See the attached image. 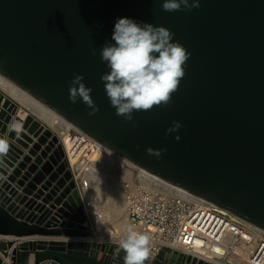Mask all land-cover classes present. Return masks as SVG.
Returning <instances> with one entry per match:
<instances>
[{
	"label": "water",
	"instance_id": "95a60500",
	"mask_svg": "<svg viewBox=\"0 0 264 264\" xmlns=\"http://www.w3.org/2000/svg\"><path fill=\"white\" fill-rule=\"evenodd\" d=\"M163 2L0 0V77L108 150L264 230V0H199L174 12ZM125 17L166 27L191 53L171 104L134 112L131 122L115 114L100 79L109 71L100 50ZM76 74L92 88L94 115L69 100ZM20 110L0 90V138L10 143L0 158V235L70 239H0V251L8 257L12 248V264L31 253L34 264H123L118 244L90 238V202L57 135L29 111L14 118L20 132L10 131ZM173 121L182 127L166 135ZM149 147L166 151L157 158ZM145 264L215 263L164 247Z\"/></svg>",
	"mask_w": 264,
	"mask_h": 264
},
{
	"label": "clouds",
	"instance_id": "9594fccd",
	"mask_svg": "<svg viewBox=\"0 0 264 264\" xmlns=\"http://www.w3.org/2000/svg\"><path fill=\"white\" fill-rule=\"evenodd\" d=\"M199 7V0H164L162 10L166 12L191 10ZM174 33L163 26L138 23L129 18H119L115 23L112 40L100 50L102 62L109 71L102 74L106 95L115 114L126 121H133L134 112L150 111L154 107H166L172 102L180 81L185 75V65L191 53L179 42H173ZM92 55H96L93 48ZM83 76L74 75L69 84V100L75 104L81 100L91 111H99L91 97L92 88L83 82ZM182 125L173 121L166 135L176 133ZM10 131L20 132L19 125H11ZM175 139L179 140L177 135ZM10 143L0 138V158L6 156ZM166 149L147 148L149 156L159 158ZM148 235L137 232L133 227L124 229L118 240L123 251V264H145L149 255Z\"/></svg>",
	"mask_w": 264,
	"mask_h": 264
},
{
	"label": "built area",
	"instance_id": "2783aa9c",
	"mask_svg": "<svg viewBox=\"0 0 264 264\" xmlns=\"http://www.w3.org/2000/svg\"><path fill=\"white\" fill-rule=\"evenodd\" d=\"M72 126L77 133L70 148L64 150L68 167L77 179L76 162L71 163V158H78L92 138ZM89 150L92 149L85 154ZM84 160L87 163L88 158ZM124 171L128 176L122 183L127 189L126 220L128 226L149 236L150 261L168 247L184 253L199 250L221 264H264L263 229L152 173L135 178ZM213 246L221 248L224 254L212 251Z\"/></svg>",
	"mask_w": 264,
	"mask_h": 264
},
{
	"label": "rangeland",
	"instance_id": "374dc122",
	"mask_svg": "<svg viewBox=\"0 0 264 264\" xmlns=\"http://www.w3.org/2000/svg\"><path fill=\"white\" fill-rule=\"evenodd\" d=\"M13 93L15 95L14 91H13ZM16 97L18 98L20 96L18 95ZM20 99L23 100L22 97H20ZM30 109H32V108H30ZM34 112L37 113L36 111H34ZM55 133L58 136H60V135L62 136V134H60L58 131H56ZM74 137H75V135H71L72 140L74 139ZM61 138H62V143H63V141H65L66 139H64L63 137H61ZM92 143L93 142H91V141H87L86 145L84 146L83 152H82L84 155L85 152L88 151V149H92V150H89V152L87 154H85L86 158H89L88 161L91 162L90 164L92 166V169L90 172H87V171L82 172V168H84V166H83L81 169H78L80 171V173H79V175L77 174V176L79 179L82 180V187L84 186L83 188H84L85 197H87V196L89 197L91 195L95 196V198L93 200V206H94V208H96V210H97L96 212L100 213V214L102 213V215L104 217L103 222L102 221L100 222V220H98V217L94 219V222L92 223L93 230H92V233L90 235V238H92L93 240H97V239L104 240L105 239L104 240L105 242H110V240H115L114 236H116V235L110 233L109 234L110 236L108 235L109 236L108 237L107 235L103 234L102 232L104 231L105 225L108 228H111V226H112L111 224H113V222H114V220H112L111 215L114 214L113 209L117 207L115 205V203H116L115 201L118 200L119 196L121 197V182L123 183L124 178L125 179L127 178V173L124 170L126 169L128 172L129 169H127V167L129 168V166H131L130 169H132L133 171L137 170V173L144 175V176H147V175L144 174L145 172L142 168L138 167L137 165H135L131 161H129L123 157H119L118 155L112 154L106 150V157L108 158L109 161H111V162H108V163H111L110 165H108V163L102 159V157H101L102 154L100 153V151L97 150V145L92 144ZM94 165H96L97 170L95 169ZM128 173L131 174L132 176H135V173H133V172L132 173L128 172ZM91 176H93V177H91ZM84 183H86V186ZM90 183L92 185H90ZM91 187H93V188H91ZM90 188L92 189V191ZM89 191L92 193L90 194ZM87 200H88V198H87ZM93 206H91L89 208H93ZM123 215L125 216V210H124V212H122L120 214V217H122ZM106 236L108 237V239H106L107 238Z\"/></svg>",
	"mask_w": 264,
	"mask_h": 264
},
{
	"label": "bare ground",
	"instance_id": "6f19581e",
	"mask_svg": "<svg viewBox=\"0 0 264 264\" xmlns=\"http://www.w3.org/2000/svg\"><path fill=\"white\" fill-rule=\"evenodd\" d=\"M0 79H2L4 81V84L8 85L14 92H16L17 95H19L20 97H22L23 98V102L26 105H28L29 108H32V109H28V108L25 107L27 109L26 111H21L20 110L19 111L20 114L18 113L19 116H21L22 118H24L25 115H27L26 112L29 111L30 113H32L33 115H35L37 117V119L40 120V122H42L45 126H47L51 131L53 130L52 132L54 134H56L55 133L56 131H58L60 134H62V136L61 135L58 136L57 134L56 135H57L58 139L60 140L61 144H62V138L61 137H63L64 139H66L65 141H63L64 144H62V145H64L63 148L65 147L66 149H69L70 148V143L72 141L71 135H75L77 133L75 131V128L72 126V124L69 123L63 117H61L59 114L55 113L54 111L48 109L46 106H44L43 104H41L40 102H38L36 99H34L28 93H26L24 90H22L19 87L13 85L12 83H9L7 80L3 79L2 77H0ZM21 107H24V106L21 105ZM34 111H36L37 113H35ZM89 141L93 142L92 144H96L97 145V150H99L100 153L102 154L101 157H102L103 160H105L107 163L108 162H111L106 157V150L107 149L106 150L103 149L102 146L98 142H96L95 140H93V139H90ZM101 149H103L104 151L101 152ZM107 151H109L112 154L118 155V154H116V153H114V152H112L110 150H107ZM82 156H83V153L80 154L78 156V158H76V159L71 158V163H75L76 162V165L74 166L75 170L82 168L83 165L81 164V162L84 161V159H86V156H84V159L80 160V158ZM118 156L119 157H122L120 155H118ZM88 162L91 163L90 161H87V163ZM110 164L111 163H108V165H110ZM94 167L97 170L96 165H94ZM130 168H131V166H129V168L127 167V169H129L128 172L135 173V178H137L138 176L139 177H145L144 175H141V174L137 173V170L136 171H133ZM144 172H145L144 174H146L147 176H149V174H151V173H149L146 170H144ZM91 177H93V176H91ZM77 179H78V176H77ZM124 180H125V178H124ZM90 185H92V184L90 183ZM91 188H93V187H91ZM91 191H92V189H91ZM126 191H127V189L124 188V184H122V182H121V197L119 196L118 197V200L115 201L116 202L115 205L117 207L113 209L114 214L111 215L112 220H114V222H113V224H111L112 225L111 228H108L105 225L104 231L102 232L103 234H105L107 236L110 233L116 235V236H114L115 237L114 238L115 240H110V242H105L104 241L105 239L104 240L97 239L96 242H98V243H108V244L109 243L118 244L117 242L121 238L124 229H126L128 227V223H127V220H126V215L125 216L123 215L122 217H120V214L122 212H124L125 207H126V197H125L126 194H127ZM89 193L91 194L92 192L89 191ZM87 198H88V201L90 202V205L87 207V213H88V217H89V220H90V225L92 226V223L94 222V219L97 218V217H98V220H100V222L101 221L103 222L104 221V217H103L102 213L101 214L100 213H97L96 212L97 211L96 208H94V206H93V200H94L95 196L94 195H91L89 197L87 196ZM91 206H93V208H89ZM108 237L106 239H108ZM186 254L191 255V256L198 257V258L203 259V260H206V261H208L210 263L221 264L220 261L215 260L209 254H207L205 252H202V251H199V250H194V251H191V252H187Z\"/></svg>",
	"mask_w": 264,
	"mask_h": 264
},
{
	"label": "crops",
	"instance_id": "0c3cea01",
	"mask_svg": "<svg viewBox=\"0 0 264 264\" xmlns=\"http://www.w3.org/2000/svg\"><path fill=\"white\" fill-rule=\"evenodd\" d=\"M0 90L4 91L8 96H10L12 99H14L15 101H17L18 103H20V105L30 109L24 102L22 99H20V97H16L18 96L15 92V95L13 93V90L6 84H4V81L2 79H0ZM19 113V112H18ZM20 114V113H19ZM19 114H15L13 117H12V120L11 122L8 124V128L10 129V126L11 125H19V123H16V121L14 120V118L16 117V115H19ZM4 138L8 139V136H7V133L4 134ZM26 151V150H25ZM0 239H3V240H13V241H16V243L14 244V246L19 242V241H24V240H40V239H45V240H50V239H65L66 241H68L70 238H56V237H43V236H31V237H23V238H16V237H13V236H2L0 235ZM13 246V247H14ZM11 250H8L9 251V255L8 257H5L3 255V253L0 251V258L3 260L4 264H12V261H11ZM44 263V262H43ZM27 264H34V254L31 253L27 259Z\"/></svg>",
	"mask_w": 264,
	"mask_h": 264
},
{
	"label": "snow or ice",
	"instance_id": "6c2138e0",
	"mask_svg": "<svg viewBox=\"0 0 264 264\" xmlns=\"http://www.w3.org/2000/svg\"><path fill=\"white\" fill-rule=\"evenodd\" d=\"M217 251H218V249H217Z\"/></svg>",
	"mask_w": 264,
	"mask_h": 264
}]
</instances>
